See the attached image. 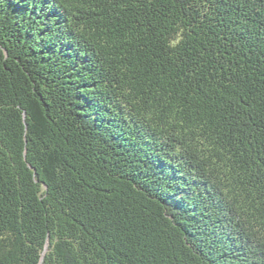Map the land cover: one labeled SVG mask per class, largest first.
<instances>
[{"label": "trees", "instance_id": "trees-1", "mask_svg": "<svg viewBox=\"0 0 264 264\" xmlns=\"http://www.w3.org/2000/svg\"><path fill=\"white\" fill-rule=\"evenodd\" d=\"M0 264H264V0H0Z\"/></svg>", "mask_w": 264, "mask_h": 264}]
</instances>
